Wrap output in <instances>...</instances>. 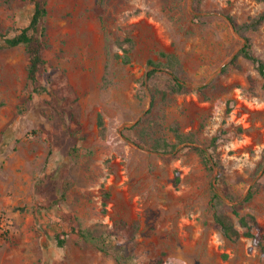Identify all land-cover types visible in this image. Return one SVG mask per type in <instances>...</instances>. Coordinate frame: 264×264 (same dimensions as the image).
<instances>
[{
    "label": "rangeland",
    "instance_id": "rangeland-1",
    "mask_svg": "<svg viewBox=\"0 0 264 264\" xmlns=\"http://www.w3.org/2000/svg\"><path fill=\"white\" fill-rule=\"evenodd\" d=\"M95 5L46 0L37 77L48 92H31L24 48L0 43V264H119L118 241L129 264H264L250 237L214 227L208 204L214 184L264 227L263 80L234 59L244 39L227 18L247 22L264 1L104 0L102 18ZM32 12L30 0H0V33ZM246 36L264 60V23ZM162 53L178 57L188 87L165 99ZM148 60L159 65L151 78ZM158 138L175 148L154 150ZM195 148L218 166L207 169ZM80 230L105 235L109 250Z\"/></svg>",
    "mask_w": 264,
    "mask_h": 264
},
{
    "label": "trees",
    "instance_id": "trees-1",
    "mask_svg": "<svg viewBox=\"0 0 264 264\" xmlns=\"http://www.w3.org/2000/svg\"><path fill=\"white\" fill-rule=\"evenodd\" d=\"M30 1L31 3H33V12L28 24L20 28L19 30H16L11 35L0 33V43L5 47L22 46L24 48L28 56L26 76L31 85V92L42 93L48 92V88L47 86L41 85L38 82L37 74L45 65V59L43 57L42 50L47 45V31L44 24V19L47 14V7L46 0ZM197 2H199V0H197ZM95 11L100 18L103 17L104 0H96ZM227 18L230 21L233 29L241 34L244 39V42L239 51L234 56V59H236L238 56H242L243 58L249 60L254 65V68L256 69L259 76L262 78L264 87V60L253 53L251 40L248 36H246L247 31L256 30L262 23H264V9L260 13L252 17L249 21L240 24L237 23L231 16H227ZM125 40L130 41L129 38ZM162 55L167 57V67L171 68L172 70L170 73L172 77L166 84V88L160 91L161 97L165 99L168 98L169 95L187 91L188 87L185 84V80L180 78V73L182 72V64L178 57L174 54L167 53H162ZM123 60L125 62H128L129 56L125 55ZM148 65L152 66L147 71L148 78H151L159 70V65L154 63L152 60H148ZM227 69L228 64L222 67L221 71L224 72ZM50 103L57 117L62 122H65L64 107L58 101H55V99H52ZM152 104H154V97L153 101L151 102V106ZM99 125L102 126L101 120H99ZM176 138L179 141H184L189 137L188 135H183L179 132H176ZM213 139H215V137ZM152 144V148L154 150H161L163 152H169L176 146V144H169L165 139L160 138L154 139V142ZM195 150L200 155L203 164L207 169H213L214 166H218V162L213 161V157L209 155L204 149L195 148ZM176 180H178V177L176 178ZM257 189L258 185H255L249 190L246 197L247 200H249L253 196ZM227 196L231 197V195ZM208 204L212 215L213 224L216 229H218L223 235L228 238H238L240 236L250 237L253 244L260 247L262 253L264 254V227L257 221L254 214L249 212L239 214L235 206L226 203L223 196L220 194L214 184H211ZM230 212L238 217L240 226L244 228L243 231H240V229L236 226L233 216ZM124 228L125 227L122 224L120 226L121 231L119 234L124 233ZM79 232L86 239L94 241V243L101 250H109L105 235L97 236L93 235V233L90 231L82 230H80ZM108 236L112 237V234L108 233ZM115 236L116 239H119L120 235ZM123 236H125V233L123 234ZM56 238L58 245L62 246L64 243V238L60 237L59 235H56ZM115 244L117 246H114L116 260L119 262V264H129L123 254L124 251H120L123 250L125 246L120 241L116 242Z\"/></svg>",
    "mask_w": 264,
    "mask_h": 264
}]
</instances>
